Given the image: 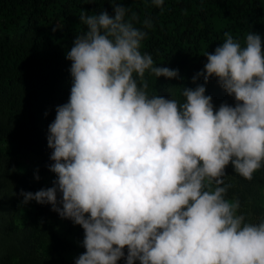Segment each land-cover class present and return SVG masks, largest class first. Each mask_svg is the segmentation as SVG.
<instances>
[{
  "label": "clouds",
  "instance_id": "1",
  "mask_svg": "<svg viewBox=\"0 0 264 264\" xmlns=\"http://www.w3.org/2000/svg\"><path fill=\"white\" fill-rule=\"evenodd\" d=\"M110 7L111 15L81 9L86 30L65 55L70 95L47 128L56 178L21 190V204L50 205L82 228L85 251L74 264H264V221L237 214L223 179L230 164L249 181L264 166L261 36L249 30L241 42L225 32L204 53L195 87H181L182 101L150 96L146 72L183 78L140 51L151 19L137 28L139 17L119 0ZM212 79L234 104L214 107L205 94Z\"/></svg>",
  "mask_w": 264,
  "mask_h": 264
},
{
  "label": "trees",
  "instance_id": "2",
  "mask_svg": "<svg viewBox=\"0 0 264 264\" xmlns=\"http://www.w3.org/2000/svg\"><path fill=\"white\" fill-rule=\"evenodd\" d=\"M119 2L130 9L129 17H139L137 28L146 18L152 21L142 29L147 36L140 51L149 53L154 65L178 69L183 78L156 80L146 72L150 96L182 101L181 87H195L191 79L206 63L204 53L222 44L225 32L243 42L251 30L261 36L264 50V0H164L160 8L151 0ZM110 6L111 0H0V264H74L85 251L80 226L61 220L50 205H22L19 193L49 188L56 178L48 171L46 137L56 106L70 95L71 62L65 55L75 35L86 30L79 22L81 9L89 14L106 9L111 15ZM205 94L214 107L234 104L214 79ZM225 175L224 183L231 185L225 199L239 200L237 214L246 223L264 221V166L251 181L231 164Z\"/></svg>",
  "mask_w": 264,
  "mask_h": 264
},
{
  "label": "rangeland",
  "instance_id": "3",
  "mask_svg": "<svg viewBox=\"0 0 264 264\" xmlns=\"http://www.w3.org/2000/svg\"><path fill=\"white\" fill-rule=\"evenodd\" d=\"M27 158H32V156H31V155H27V156L25 157V159H27Z\"/></svg>",
  "mask_w": 264,
  "mask_h": 264
}]
</instances>
